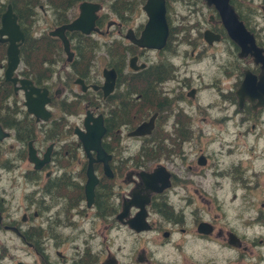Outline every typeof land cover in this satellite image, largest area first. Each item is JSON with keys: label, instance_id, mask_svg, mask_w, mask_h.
I'll return each mask as SVG.
<instances>
[{"label": "flooded vegetation", "instance_id": "obj_1", "mask_svg": "<svg viewBox=\"0 0 264 264\" xmlns=\"http://www.w3.org/2000/svg\"><path fill=\"white\" fill-rule=\"evenodd\" d=\"M124 1L127 2L123 4L124 7L130 6L131 0ZM146 1L139 0L138 4H132L134 9L140 7L145 16V21L139 22L136 26L128 25L131 22L129 15L126 14L128 7L119 12L113 4L111 10L115 20L106 21V16L99 15L103 8L99 1L79 2V4L86 2L100 6L96 12L97 20L94 24L98 32L92 31L89 35L74 31L65 32L73 55L70 62H67V56L61 47L65 55V62L62 64L66 63L71 68L72 61L76 59L74 47L78 41L74 37L69 39L68 33L81 34L84 36L83 39L87 37L94 42L98 41L94 39V35L101 39L108 34L111 37L113 35L110 42L113 45V63L115 64L106 65L101 69L100 76L95 75L94 78L89 76L88 71L81 76L70 71L66 74V81L59 82V85L55 86L57 81L53 79L54 77L44 79L36 73L33 74L30 68H27L22 55L27 34L21 25L19 26L24 34V40L19 47V64L10 77H6L8 43L0 42V233L4 237V242L0 243L3 251L0 264L5 262L7 264H185L184 261L187 259L184 255L185 250L192 252L196 246H201L205 256H210L209 264H216V249L210 247L216 244L221 254L237 250L241 253L240 257L246 258L251 255L260 263H264V258L257 256L255 251L256 248L264 245V239L250 240L246 233H239L231 226L224 227L222 218H217L219 212H208L212 215L205 217L204 211L214 210V207L177 209L174 208V202L170 197L171 194L179 195L180 193L183 195L180 198L192 205L193 199H200L203 194L216 199L220 193L229 194L231 201H237L244 194L264 190V178H262L264 170L252 171L247 167V165L252 166L256 161H262L264 164V68H262L264 63L257 62L259 58L264 61V0L228 1V6L236 15V21L240 22L244 30L252 37L257 51H241L242 48L228 35L221 16L223 12H220L214 3L208 4L207 0H191L193 1V5L190 6L193 10L191 15L195 13L198 17L197 3L204 5L206 13L201 20L196 18L195 23L188 24L189 29L182 31V33L186 32L183 38L179 35L180 43L187 45V49L179 51L176 47L175 50L178 51L176 55L171 54L172 50L168 49L173 32L167 13L168 0H163L168 25L167 39L163 48L151 50L138 47L129 39L130 36L138 40L144 30L148 19L143 10ZM260 1L263 4L257 5ZM79 4H77V11ZM10 6L12 7L11 4ZM37 7L44 16L43 7L41 5ZM76 16L71 15L68 22L73 21ZM185 22L186 20L180 22L182 28H185L184 24L187 23ZM244 44L245 48L250 46L245 39ZM189 48L190 50L185 53ZM207 51H214L210 59H218L216 69L219 74L204 77V80L200 77L197 80L198 85L193 86L190 82L192 77L185 72V67L189 63L197 65L204 63L207 59L206 55L199 52ZM183 52L186 54L185 58ZM132 58H135L134 66L130 67L129 61ZM194 58L198 60H192ZM105 69L113 70L115 80L112 92L103 97L102 90L93 89V87L102 86L104 83L102 72ZM124 76L135 77L139 79V82L147 78L152 85H158L162 88L157 91L162 101L160 104L155 103L154 111L146 119L127 130L126 135L105 137L107 119L110 114L101 111V107L104 104L107 105L115 96L116 89L120 87ZM21 81H29L31 84L23 85ZM245 81V95L242 101H239L236 90ZM74 87L77 88L76 91ZM83 88L85 90L82 91ZM177 88L181 91L182 104L187 106L186 104L195 101L197 111L201 114L205 113L208 120L213 119L214 125L211 128L179 130L180 127H176L175 131H158V124L164 120L162 115L167 111L165 107L172 101L167 94L171 93L176 99L178 96L173 95V92ZM44 90L47 91V110L52 104L58 103L64 93L68 92L70 95L69 91H73L85 98L81 101L84 116L88 111L92 117L99 114L102 116L105 135L101 141L104 151L110 155L108 164L112 176H104L101 162L92 164L99 182L95 187L94 202L90 207H87L84 195L88 159L82 145L83 159L79 152L71 154L69 150H63L68 140H42L41 125L47 124L53 114L47 122H41L40 116L37 117L28 112L27 102L39 111L38 91L41 94ZM151 117H154V122L150 134L128 135L132 129ZM119 133L120 129L116 134ZM123 138L141 142L137 152L131 153V157L137 153L140 157L143 150L150 146L156 154L153 160L154 166L152 167L150 162L147 163L148 161L144 160V154L143 158L137 161L135 157L120 158L115 151L120 147ZM72 141L76 142L77 147L81 144L78 139ZM95 155L96 153H92L94 159ZM156 169L164 171V173L160 171L161 179L168 173L170 186L162 191L152 192L143 186L139 173L143 171L151 173ZM123 174L125 177L120 184L112 182V180H120ZM82 176L85 177L82 184L83 201L80 203L81 206H78V210L68 212L67 208L72 202L67 200L68 195L62 189L64 178H70L69 182L73 184L78 180L81 181ZM104 177L112 184L107 182L109 183L106 185L108 192L101 193L98 187L101 181H104ZM203 184L208 186V191L202 187ZM238 191L241 192L238 193ZM74 194L73 192L72 199ZM98 195L101 196V202L109 208L103 211L109 214L101 215L96 211ZM135 195L140 197L146 195L149 198V202L145 205L147 209L145 219L148 226L142 230L132 228L129 223L138 215L139 210L135 205L128 208L126 214L120 217L124 203ZM241 200V206H245L243 198ZM163 204L170 205L171 208L166 211L162 209ZM54 208L56 212L61 213V216L55 213L57 218L52 219L49 218L48 213ZM216 208L221 210L222 206L219 205ZM241 209L243 210V207ZM86 211L94 212V215L87 219L93 229L87 237L79 239L67 236L68 240L61 242L60 246L56 245V237L50 236V231L54 227L52 223L56 221L62 224L63 220L69 221L68 223L79 222L75 216L78 217L79 214L84 213L83 217H86L88 215ZM249 217L247 227L249 225L263 227V214H251ZM261 222L262 225H260ZM98 223L103 225L97 230L94 226L96 224L98 226ZM132 224L140 225L137 222ZM121 231L128 234L132 245V252L125 257L126 259L121 258L117 251L112 249V245L118 242L117 238L120 237ZM112 232L117 234L116 238H113ZM70 240L73 241L68 242V246L76 242L77 245L73 248L69 247L70 251L63 253L59 248ZM254 253H256L255 256ZM192 258H194L193 255L190 256V259ZM232 262V264H248L246 261L239 263L238 258Z\"/></svg>", "mask_w": 264, "mask_h": 264}, {"label": "rangeland", "instance_id": "obj_2", "mask_svg": "<svg viewBox=\"0 0 264 264\" xmlns=\"http://www.w3.org/2000/svg\"><path fill=\"white\" fill-rule=\"evenodd\" d=\"M44 0H42L41 3H43ZM99 1L100 5L103 6L101 12L99 15H104L107 18L105 19L106 21L109 20H115V17L113 16V12L111 10L112 5L115 4V8L117 11H122L123 9H126L127 7L129 8L128 12L126 13L129 15V20L131 21L128 23V25H134L136 26L139 24V22H144L145 21V16L142 14V11L140 10V7L134 9L132 4H138L139 0H131L129 2L130 6L124 7L123 4H126L127 2L123 1L120 2V0H97ZM169 5L167 9V13L169 14V23L172 25V36L170 39V42L168 44V49L172 50L170 53L176 55L178 51L175 50L176 47L179 48V51L187 49V45L184 43H180L179 35L183 38L186 35L185 33H182V26L180 25V22L185 21L187 22V30L189 29L188 24H193L195 23L196 18H199L201 20V17H203L204 12V5L202 4H196L198 6V17H196L195 13L191 15L192 11L190 9V6L193 5V1L191 0H168ZM6 3V2H4ZM257 5H262L263 2H257ZM7 4V3H6ZM43 7V10L45 11L44 16L42 12L37 8L35 10V15L34 18H32V24L29 26V31L31 39L33 38H38L42 34H46L50 29V25L53 22L52 18V11L50 10V7H48L45 3L41 5ZM77 6L75 5L74 8L69 10L68 12L72 16L75 17L77 15ZM194 7V6H193ZM113 9V8H112ZM130 11V12H129ZM261 12V11H260ZM185 19V20H184ZM104 21V22H106ZM55 22V19H54ZM185 22V23H186ZM34 24V25H33ZM33 25V27H32ZM105 23L103 24L102 28L104 29ZM172 31V30H171ZM94 39H97L98 41L95 44V48L90 52H86L85 50L83 58L82 56H78L76 60L78 59L77 65V71L80 73L90 72V75L92 78L96 77L95 75H99L101 69L105 68L106 65H110L113 63V54L109 55V49L111 50V42L112 37L110 34L108 36H104L103 39L98 38L97 36L94 35ZM82 43V42H81ZM84 45L87 46L86 43H83ZM219 48V47H218ZM217 48V49H218ZM59 50V49H58ZM190 50V48L185 52L187 53ZM176 51V52H175ZM60 56L62 57V61L58 63H53L52 61L56 60V56L53 53H56L55 51H52L50 53V49L46 50L45 53H41L40 55H35V63L33 65L36 66V75H39L42 78H50L54 77L53 79H56V85H59V82L66 81L67 77L66 74L73 72L74 69L69 68V65L62 64V62H65V55L62 53L60 50ZM211 52H199V54H203L204 56L206 55V61L204 63H201L200 65L197 64H192L189 63L187 67H185V72L189 75H191V80L190 82L192 83L193 86L198 85L197 80L201 77V80H204V77L212 76V75H218V70L216 69L218 67V59L216 60H211L210 55ZM126 53V52H125ZM184 53V52H183ZM184 53L183 57L185 58L186 54ZM207 53V54H206ZM197 54V55H199ZM29 55V54H28ZM27 56V55H26ZM168 58V56H164ZM200 57V56H199ZM30 58H34L31 56ZM114 58H116V55H114ZM154 58V57H153ZM23 59L25 61V58L23 56ZM164 61L163 59H161ZM192 60H198L196 58ZM48 63H45V62ZM26 62V61H25ZM45 63V64H44ZM115 64V63H113ZM31 65V66H33ZM91 65V66H90ZM24 65L22 66V68ZM27 68L29 66L27 65ZM43 71L41 72V70ZM221 69V68H220ZM74 73V72H73ZM100 76V75H99ZM149 82V85H152L150 80L148 81L147 78L143 79L141 82ZM141 82H139V79H136L135 77L132 76H124L121 80L120 87L116 89L115 96L107 103V105H103L101 107V111L104 112H110V109H112L115 114H117V104L120 106L121 102L123 101L124 104L130 103V99L128 97H124L123 95L125 92L131 88L133 90L141 91L142 86L140 85ZM153 86V85H152ZM56 88V87H55ZM161 87H158V85H155V90L156 93L157 91L161 90ZM176 89V88H173ZM77 88L74 87V91H76ZM79 92V91H78ZM70 95L68 92L59 99L58 103L52 104L49 108V111L53 114L52 118L47 122V124H42L41 125V137L42 140H46L47 136L52 137L53 140L55 141H61V139L65 140H73L77 139L74 134H72L73 128L75 126H79L81 128L82 126V120L84 118V111L83 109V102H81L83 99H85L82 96L77 95L73 91H69ZM128 93V92H127ZM154 95H157L156 98V103L160 104L162 101V97L159 95V93ZM72 94V95H71ZM173 95L178 96L176 99L171 95V93L168 92L167 96L169 99L172 101L170 102V105H166V113L162 115L164 117V120L161 121L158 124V131L159 132H167V131H175L176 127H180L179 130H191V129H202V128H211V126L214 125L212 123L213 119L207 118V115L202 112L199 113L197 111V108L195 107L196 102L193 101L192 103L184 104L181 103V91L179 88L175 92H173ZM164 96V95H162ZM165 97V96H164ZM208 99V98H207ZM205 99V100H207ZM70 100V101H69ZM67 105V106H66ZM165 105V103H164ZM113 106H116L113 107ZM128 106V105H127ZM126 106V107H127ZM70 108L74 109L73 112H67L62 109ZM146 103L144 105L139 104L138 106H132L130 116L131 119L135 116L138 115V112H142V115L148 111H152L153 106L149 109L146 110ZM163 110V109H162ZM164 111V110H163ZM149 114V113H148ZM143 117V119H146L149 115ZM206 118V120H203V118ZM139 117H135V119L132 120L130 125H121L120 128H115L113 129L110 133H108V136H120V135H126L127 130L131 129V127L135 126L139 122H141L143 119L137 120ZM62 119L61 121L63 122L64 127L59 128L57 126L58 122L56 121ZM128 122V121H127ZM210 126V127H209ZM120 129V133H117V130ZM61 130V131H60ZM126 130V131H125ZM107 136V137H108ZM123 142L120 144V147L116 149V154L120 156V158H125V157H131L132 154L136 153L137 148L140 145V141H133V139H126L123 138ZM132 144V145H131ZM81 154V158L83 159V152L80 150L79 152ZM132 153V154H131ZM150 162V165L152 167L154 166L153 160L148 161L147 163ZM249 170H256L260 171L261 169L264 170V164L262 161H256L252 164V166H248ZM123 177L120 178V180H112V182L116 184H120L122 180L124 179L125 175H122ZM264 178V176L262 177ZM6 179V178H5ZM66 180V178H64ZM65 182V181H64ZM110 184V182L108 180ZM108 183V185H109ZM60 184V183H59ZM203 188L208 191V186L206 184H203ZM54 191H56L54 189ZM182 191V190H181ZM241 191H238V193ZM73 194V193H72ZM191 194H193L191 192ZM194 195V194H193ZM218 199L212 197L210 198L208 195L203 194L202 198H195L194 203L190 205V203L187 200L181 199L180 196H183L182 194L179 193V195H174L171 194V200L174 202V208L179 209L180 207L182 208H187V209H192V207H214V210L210 211H204L205 212V217H209L212 214H208V212L216 213L217 218H222V224L224 227L228 228V226L233 227L236 229L239 233L247 235V237L250 238V240L253 239H264V217L263 221L261 222L260 225L263 224L262 228L256 227V225H249L248 227L246 226V223L248 222V219L250 218L249 216L252 215H258L261 213L264 216V190H257L253 193L250 194H244L238 198L237 201H231L230 200V195L229 194H223L220 193L218 194ZM197 197V196H195ZM241 198H243V202L245 206H241ZM233 200V199H232ZM263 203V204H262ZM222 206L221 210H218L219 205ZM243 204V203H242ZM262 204V205H261ZM218 205V206H217ZM243 207V210L241 209ZM242 210V211H241ZM75 212V211H74ZM87 212V211H86ZM58 216H61L58 212H56L55 208L53 211H50L49 218L51 217L54 219V217L57 218L56 214ZM88 215L86 217H83V214H79L78 217L75 216V219L79 222H74V223H68L65 220H63L62 224L58 222H53L52 225L54 227L50 231V236L56 237L57 244L60 246V243L63 241L68 240L67 236H72V238L77 237L79 239H85L87 237L88 233L93 230L91 229L92 225L87 221L89 217L94 215V212L88 211ZM221 224V225H222ZM97 225V224H96ZM94 226L97 230L101 228L103 224L98 223V226ZM245 225V228H244ZM123 230V229H122ZM124 231H121L120 237L117 238L118 242H115L112 246V249L117 251V254L121 256V258L126 259L125 257L129 256L132 252V245L129 242L128 234L123 233ZM113 238H116L114 232H112ZM77 240V239H76ZM73 240L67 241L62 248H59L63 253L66 251H70L69 247H74L77 245L76 243L70 244L68 246V242H72ZM4 242V237L3 234L0 233V243ZM212 249H216V264H232V261H235L238 258V262H247L248 264H264L263 262L260 263V261L257 258H252L251 255L247 256L246 258L240 257V251L237 250H232L231 253H224L221 254L218 252L220 249L219 246L216 244V246L212 247ZM210 250V248H209ZM204 250L201 248V246H196L193 248V251L190 252L189 250H185L184 255L187 256V259L184 261L185 264H209L210 256L208 255L205 256ZM257 252V256H262L264 258V245L260 246L255 249ZM14 253V251H12ZM3 255V251L0 246V256ZM193 255L194 258L190 259V256ZM254 256L256 253L253 254ZM7 264V262H5Z\"/></svg>", "mask_w": 264, "mask_h": 264}, {"label": "water", "instance_id": "obj_3", "mask_svg": "<svg viewBox=\"0 0 264 264\" xmlns=\"http://www.w3.org/2000/svg\"><path fill=\"white\" fill-rule=\"evenodd\" d=\"M229 0H207L209 3H214L217 9L221 13L223 23L225 24L228 35L237 43L238 46L242 48V52L246 51H257L256 46L253 43L252 37L244 30L243 25L236 21V15L228 6ZM100 9V6L93 3L81 2L78 7V14L76 18L61 26H57L55 29L49 31L48 35L58 39L62 43L63 52L67 56V62H70L73 53L69 49V41L65 36V32H79L84 35H89L92 31L98 32V29L94 27L95 20H97L96 12ZM145 14H147V22L145 23L144 30H142L139 39H133L129 36V39L136 44L138 47H143L147 49H161L163 48L168 34V25L166 24L165 17V3L163 0H147L146 5L143 7ZM18 17L13 12L12 7L9 5L6 12L2 14L0 19V42H7L8 47L6 49L7 58V70L6 77H10L11 73L18 67L19 64V47L21 42L24 40V34L17 23ZM244 39L249 42L250 46L245 48ZM260 52V50H259ZM258 52V53H259ZM135 58L130 59V67L134 66ZM264 63L262 58L258 61ZM264 68V67H262ZM102 75L104 77V83L102 86H94L93 89L100 88L103 92V97H106L113 90L115 75L113 70H103ZM23 85H30L29 81H21ZM81 82V81H76ZM246 87V81L236 90L239 101L244 98V90ZM85 88L82 89V91ZM47 91L44 90L43 93L38 91V102L39 111L32 108L30 103L27 102L28 112L33 113L35 116H40L41 122H46L51 116V113L46 109L48 104V99L46 98ZM28 100V95H27ZM154 117L149 118L147 121H143L140 125L132 129L129 132V136H141L150 134L153 129ZM82 128L75 127L73 134L80 141L83 152L87 155V170H86V182L84 183V195L87 207H90L94 200L95 187L99 182V177L95 175L93 170V163L101 162L103 164V174L104 176H112L111 170L109 168L108 160L110 155L106 153L102 147V137L105 135V127L102 122V116L99 114L96 117H92V114L88 111L83 118ZM92 153H96L95 159L92 157ZM47 153L45 154L46 161L48 160ZM45 162V160H44ZM160 171L164 173L163 170L156 169L154 172H141L139 173L142 179L143 186L152 192L162 191L169 185V175L168 173L164 177L160 178ZM160 183V185H159ZM149 202V198L146 195L140 197L135 195L127 203H124L123 212L120 217L128 211V208L135 205L137 207L138 215L129 221L130 226L136 230L145 229L148 226L146 221L147 209L145 205ZM133 222L140 223L139 226L133 225Z\"/></svg>", "mask_w": 264, "mask_h": 264}, {"label": "trees", "instance_id": "obj_4", "mask_svg": "<svg viewBox=\"0 0 264 264\" xmlns=\"http://www.w3.org/2000/svg\"><path fill=\"white\" fill-rule=\"evenodd\" d=\"M82 0H44L43 3H45L48 7H50V10L52 11V18H53V22L50 25V28L56 27V25H61V24H66L68 23V21L70 20V16L72 15V13L70 14L68 11L71 10L72 8L75 7V5L79 4V2ZM124 0H120V2H123ZM6 2V3H4ZM42 0H0V16L1 14L4 12L5 8H7L8 5H12L13 10L15 12V14L18 17V23L19 25H21L25 31V33L27 34V39L26 42L24 44L23 50H22V55L25 58V61L27 63V65L29 66L31 72L33 74L36 73V66L33 65L35 63V55H40L42 52L45 53L46 50L50 49V53L52 51H55L56 53H53L56 56V60L52 61L54 64L61 62L62 61V57L60 56V52L59 50L62 52V45L61 42H59L58 39L52 38L48 35V33H46L45 35L42 34L41 36H39L38 38H33L31 39L30 36V31H29V26L32 24V18H34L35 15V10L38 8V5H42L43 3H41ZM10 3V4H9ZM55 19V22H54ZM34 25V24H33ZM32 25V27H33ZM185 28H183L182 31H185L186 28V24ZM69 39H72L73 37L76 38V40L78 42L75 43V53H76V58H78V56H82L84 55V50L86 52H90L93 50V48H95V44L96 42H94L93 40H90L89 38H84V36H82L81 34H77V33H68L67 34ZM82 42V43H81ZM83 43H86V45H84ZM59 49V50H58ZM113 45L111 44V50L109 49V55L113 54ZM29 54V55H28ZM27 55V56H26ZM31 56H33L34 58H30ZM78 59H74L71 63V68L74 69V74L76 75H82V73L77 71V65L76 63H78ZM45 63H48L47 61ZM44 63V64H45ZM33 65V66H31ZM91 66V65H90ZM43 71V69L41 70V72ZM84 73V71H83ZM40 78V77H37ZM45 79V78H44ZM140 85L142 86V90L141 91H137L133 90V89H129V91L127 90L125 92V94L123 95L124 97H128L130 99V103L124 104V102L122 101L120 106L117 104V108L116 106H113L116 108L117 110V114H115V112L110 109L109 112V118L107 119V125H106V136H108V133H110L113 129L115 128H120L121 125H130L132 120L135 119V117H139L137 120L139 119H143V117L147 116V114H151L152 111H154V104L156 103V96L154 95L156 93L155 90V85H149V82H141ZM128 92V93H127ZM87 99V98H86ZM144 103H146V110H150L149 107L151 108L153 106L152 111H148L146 113H144L142 115V112H138V115H135L132 119L130 116V112L132 109V106H138L139 104L144 105ZM98 104V102H97ZM128 105V106H127ZM67 106V105H66ZM127 106V107H126ZM159 109V108H158ZM64 111L67 112H73L74 109H66V107L64 109H62ZM148 114V115H149ZM62 119L56 121V123L58 122L57 126L58 127H64L65 124H63V122L61 121ZM128 121V122H127ZM179 128V127H178ZM62 129V128H61ZM61 131V130H60ZM53 136L48 137L47 136V141L49 140H53L52 139ZM68 143H65L63 146V150H69L71 154L75 153V152H80L81 149V144L77 147L76 146V142L72 141V140H68ZM139 153H137L135 156L131 157L132 159L135 157V160L137 161L138 159L140 160L141 158H143V154H144V160L145 161H151L154 160V157L156 156L155 151L149 146L148 148L144 149L143 152L140 154L141 156H138ZM137 157V158H136ZM130 158V159H131ZM142 162V161H141ZM107 178L104 177V181H101L100 185H99V189L101 191V193L104 192H108L106 185H108V180H106ZM85 180V177H81V181L78 180L77 182L70 184V178H66V182H64L63 185V190L64 192L67 193L68 197L67 200L70 201V205L67 208V211L69 212L70 210H78V206H81L80 203L83 201V189H82V184L83 181ZM106 183V184H105ZM74 194L73 199L72 197V193ZM101 196L98 195L97 197V204H96V211L101 214V215H107L109 213L103 211L106 210L105 208L109 209L107 206H105L104 202H101ZM105 199H107V197H105ZM67 201V203L69 202ZM170 205L166 206L165 204H163L162 209H165L166 211L169 210ZM80 211V209H79ZM60 214V213H59Z\"/></svg>", "mask_w": 264, "mask_h": 264}, {"label": "bare ground", "instance_id": "obj_5", "mask_svg": "<svg viewBox=\"0 0 264 264\" xmlns=\"http://www.w3.org/2000/svg\"><path fill=\"white\" fill-rule=\"evenodd\" d=\"M8 6H9V5H8ZM8 6H7V7H8Z\"/></svg>", "mask_w": 264, "mask_h": 264}]
</instances>
